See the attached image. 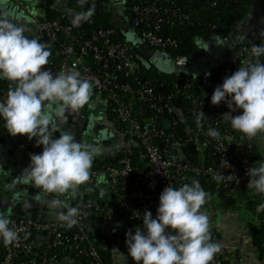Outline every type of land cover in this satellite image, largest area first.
<instances>
[{
	"label": "clouds",
	"instance_id": "obj_1",
	"mask_svg": "<svg viewBox=\"0 0 264 264\" xmlns=\"http://www.w3.org/2000/svg\"><path fill=\"white\" fill-rule=\"evenodd\" d=\"M81 6L87 0H79ZM95 9L88 7L77 12L71 23L77 26L94 15ZM29 29L10 17L0 15V80L15 83L7 96L0 99V119L8 133L15 136L35 138L37 146H42L39 154L30 155V163L21 176L47 194L75 191L90 177L92 162L97 149L78 142L74 133L60 131L52 123V112L60 116L66 110L77 113L89 103L92 84L81 77L76 70L53 73L44 66L49 64L51 51L36 37L26 35ZM264 37V33H261ZM264 55V43L253 44L246 61L218 85L210 102L218 105L224 102L230 110L223 114L230 120L234 131L252 139L264 134V63L259 57ZM239 115L233 116V112ZM204 113L199 111L198 121ZM210 137L217 138L220 132L208 129ZM229 167L221 160L219 168ZM247 188L264 195V162L247 169ZM226 176L219 171L215 179L220 182ZM234 178V177H232ZM208 193L198 180L179 187L167 185L159 195L156 215L145 211L142 216L143 230L125 233L127 255L136 264H211L220 252V245L214 242L210 233L208 215L202 211ZM52 209L64 208L56 218L66 227L77 224L79 210L51 199ZM257 212L264 210V203L257 206ZM17 239V232L10 227L7 216L0 214V241L5 245Z\"/></svg>",
	"mask_w": 264,
	"mask_h": 264
},
{
	"label": "trees",
	"instance_id": "obj_2",
	"mask_svg": "<svg viewBox=\"0 0 264 264\" xmlns=\"http://www.w3.org/2000/svg\"><path fill=\"white\" fill-rule=\"evenodd\" d=\"M43 1L42 9L40 13L44 14L48 20H58L61 26L71 27L69 36L66 37L63 32H59L57 42L71 45L77 54L80 51H84V61L91 66L94 72L102 71V64L94 59V52L92 46L98 48L106 47L103 44V40L93 41L91 47L85 49L84 42L90 38L92 33H96L99 30H112V34L108 37L109 44H117L124 46L126 51L132 55L133 60L137 63L138 68L133 76H125L122 72L116 74V81L126 82L135 89L145 85L150 87L155 95L172 93L173 86L179 82L178 74L186 76L193 84L192 88H197L203 81L205 74H210L214 77L218 76V72L224 68L226 60L224 59L222 52L219 54V58L216 62L209 64V70L203 72L190 71L191 73H185L181 68L175 70L172 67V71H163L157 68L151 63V54L148 57V52L144 51L140 46L143 43L141 39L142 32L151 31L157 36L163 39H171L176 41L174 47H154L151 50L160 51L166 54L167 58L175 59L176 57L186 58L190 63H194L193 60L199 62V58L206 55V49L211 47L218 49L219 47H225L223 39L227 38L237 30L239 25L247 19L250 15L251 9L264 0H123L125 7V18L117 20L113 16L111 8V0H94L90 2L87 0L83 6H81L79 0H34V8L38 7ZM263 4V3H262ZM88 7L95 9L94 15L85 22L77 26H73L71 23L73 16L77 12L86 10ZM148 7H155L157 12L149 13L148 17L142 18V15L135 13L134 8L139 12L144 11ZM36 9V8H35ZM135 19H141L140 23L136 26L133 25ZM117 20V21H116ZM159 25L158 29L155 26ZM35 33V32H34ZM264 33V31L262 32ZM26 35H30L26 33ZM30 37H36L40 42L48 46L49 40L46 37H37L35 34ZM135 37V38H134ZM200 43L204 45L201 46ZM208 43V45H206ZM264 43V37L247 36L242 37L236 43L232 44V51L245 50L242 56H240L234 64L229 67L227 73L230 76L239 66L245 65L246 61L252 59L253 62L256 58L250 56V49L253 44L259 45ZM49 47V46H48ZM209 51V49H208ZM222 51H227L224 48ZM259 60L264 63V55L259 57ZM202 61V62H205ZM117 60H109V70L111 71ZM3 84V80H0V85ZM16 85L13 86V88ZM125 98H132L134 100V110L136 114L133 116L135 122H137L142 128L144 125V116L156 117L158 119H169L170 115L162 111L158 105L152 107V102L147 100L138 101L135 94H124ZM172 99L175 106L180 107L183 111L182 119L184 118V109L188 107L189 103L184 100L180 94L172 93ZM105 120L112 124L115 131L120 134L127 124L118 119L116 114L112 111L111 107H107L105 110ZM191 124V119L188 120ZM183 122H179L177 128H175L177 136L183 135ZM54 136H59L56 131ZM11 134L8 133L4 126V121L0 119V145L6 143ZM210 149L198 153L196 146L188 142L185 147L176 152L178 157L182 160L195 165H210L214 164L216 157L210 154ZM209 153L210 156H207ZM123 156L117 152L113 155L99 159L95 158L92 162V169H98L102 171L105 167H119V161ZM258 153L253 146L252 160L257 159ZM130 165L134 169L123 180H126V184L119 183L118 185L110 186L108 183V194L104 196H97L95 201L101 208L109 212L111 217V224H121L125 228H133L142 225V216L140 219L133 217V212L136 210V205L132 200H128V207L119 211L117 209L119 196L118 194L128 195L133 189L134 182L137 180V173L146 169L147 161L144 156V152L139 144L133 147V152L128 156ZM106 176V175H105ZM109 182V176H107ZM192 180H198L201 187L208 193V196H214L219 198L221 205H228L227 197L223 193L222 185L218 182L212 181L206 175H189L187 176L184 184H190ZM121 186L124 189L121 190ZM149 188V187H148ZM241 193L245 194V202L243 205L244 211L252 216L255 223H252L249 228V234L251 236L252 243L256 249L259 257L264 254V210L257 212V206L264 203V195L255 193L254 191L247 194L245 188H241ZM127 197L126 199H128ZM159 200L154 207H151L147 211H151L153 217L156 215V209L158 207ZM234 204V203H233ZM68 206L74 207L73 204ZM107 208L109 210H107ZM105 213L104 211H99ZM96 212L87 213L86 221L95 217ZM99 214V213H98ZM48 216L46 209L43 208L40 211L35 208L23 206V204L15 203L12 208V215L9 220L17 219L21 217H27L31 220H43ZM58 231L62 232V244L55 247H46V243L38 245L35 242L42 240L45 242L51 241L53 235H47L45 232H36L33 230L28 231L24 236L25 246L29 248H20L18 256L15 259V264H26L28 261L34 259L35 264H50L48 260L53 258L55 262L70 261L72 264H89V257L82 251L90 246L95 247L97 255L99 257L100 264H113L111 250L109 247V239L107 235L102 232L97 235H92L87 228L86 234L88 235V242L81 243L76 247L72 240V235L75 232L73 229H69L61 222L56 223L55 227ZM211 238L214 242L219 241V235L215 229L210 228ZM100 239L104 240L103 246L98 245ZM6 245L0 241V263L3 260ZM221 252V251H220ZM219 252V253H220ZM221 256L222 264H229L230 258Z\"/></svg>",
	"mask_w": 264,
	"mask_h": 264
},
{
	"label": "built area",
	"instance_id": "obj_3",
	"mask_svg": "<svg viewBox=\"0 0 264 264\" xmlns=\"http://www.w3.org/2000/svg\"><path fill=\"white\" fill-rule=\"evenodd\" d=\"M12 1L16 2L27 12L26 14L36 28L33 34L37 37H46L49 40L48 48L54 50V53H51L49 57V64L44 67L51 70L54 74L67 72L68 70L78 71L82 78L88 79L92 87L105 97L108 101V107H111L118 119L127 124L126 128L119 134L121 141L116 150L117 153L123 156L119 161V167H105L102 171L98 169L90 170V177L85 183L86 185L94 184L103 175L109 176L108 183L110 186L118 185L119 183L125 185L127 181L123 180V178L131 173L133 169L128 156L132 154L133 147L139 144L144 152L147 167L137 173V180L128 195L118 194L117 209L119 211L129 206L128 200L130 199L136 205L133 217L139 220L143 211L155 206L161 191L167 185L174 188L179 187L186 182L187 176L190 174L206 175L212 181L218 182L215 177L219 171H222L226 176L222 181L218 182L222 185L225 197L233 199L237 207L243 208L245 194L241 193V188H245L248 195L253 192V190L247 188L249 177L246 173L247 169L253 167L252 150L255 141L254 138L247 139L243 137L242 133L232 129L228 117L223 116L224 113L230 111L224 102L213 105L210 100L214 89L228 76L229 67L244 54L245 50L242 52L232 51L231 47L226 52L222 51L226 60L224 68L218 72L217 77L205 74L203 81L197 88H192L193 84L186 76L178 74L179 82L173 86L172 93L175 95L180 94L189 103L188 107L184 109L185 120H181L183 111L180 107L174 105L172 93L155 95L152 89L145 85L135 89L126 82L119 83L116 81L117 73L122 72L127 77L135 75L138 65L124 46L108 43V37L112 34V30H99L96 33H92L90 38L84 42L85 49L91 47L93 41L101 39L106 46L103 49L96 46L91 47L94 52V59L102 64V71L94 72L91 66L84 61V51H80L77 54L71 45L57 42V34L59 32H63L66 37H70L71 27L61 26L58 20H48L43 13L33 12L31 7L26 10L23 7L22 0ZM88 1L93 2L94 0ZM32 3H34V0ZM133 11L137 14L139 13V15L143 14L142 18L144 19L148 17L149 13L157 12L155 7H148L142 12L134 8ZM140 21L141 19H135L133 25H138ZM240 27L241 24L235 32H239ZM158 28L159 25H156L155 29ZM240 38L242 37L235 38L232 43H236ZM141 39L150 48L176 46V41L163 39L151 31L142 32ZM109 60H117L111 71L109 70ZM14 85V82L3 80V84L0 85V98H6L8 90L13 88ZM124 94H135L138 101H151L153 103L152 107L158 105L162 111L170 115V118L163 120L144 116L145 127L142 128L133 119L136 114L134 100L131 97L125 98ZM199 111L203 112L204 116L198 121ZM239 114V111L232 113L233 116ZM189 119H191L192 124L188 121ZM180 121L184 123L183 135L177 136L175 128H177ZM210 128L218 130L220 136L217 138L210 137L207 134ZM188 142L196 146L198 153H203V151L210 149V154L216 157L214 164L195 165L178 157L176 152L185 147ZM207 154V156H210L209 153ZM222 159L228 162L229 167L219 168ZM120 189L123 190L124 186H121ZM127 197L129 198L126 199ZM74 207L79 210L78 222L73 227L67 228L75 230L72 240L76 247L83 242L89 241L86 234V217L87 213L91 211L96 212L93 218L99 221L98 223L103 229L102 233L106 235L107 228L112 223L111 217L108 215L109 212L101 208L95 199L78 203ZM107 210L109 209L107 208ZM63 211H66V209ZM99 211H104L105 213H100ZM254 220L253 218L252 223H255ZM57 222V219L50 216L43 220H31L27 217L10 220V227L17 232V239L13 243L6 245L4 257L0 264H15L19 249L26 248V250H29L25 246L23 236L30 230L53 235L51 241L45 242L47 248L62 244V232L55 228ZM103 244L104 240L100 239L98 245L103 246ZM82 252L89 257V264H100L95 247L90 246ZM225 253L227 252L217 253L211 264H222L220 258L221 256L226 257ZM227 257L229 258L228 253ZM234 261L232 260L231 262ZM48 262L50 264H72L71 262H55L53 258H50ZM26 264H35V260L32 259ZM233 264L238 263L234 262Z\"/></svg>",
	"mask_w": 264,
	"mask_h": 264
},
{
	"label": "crops",
	"instance_id": "obj_4",
	"mask_svg": "<svg viewBox=\"0 0 264 264\" xmlns=\"http://www.w3.org/2000/svg\"><path fill=\"white\" fill-rule=\"evenodd\" d=\"M32 1L22 0L23 7L26 10L31 7L33 12H40L43 1L38 7L35 6L36 9L34 8L35 3L33 4ZM110 4L113 14H115L120 9V6L123 5V0H111ZM0 7H4L3 15L10 17L14 22L25 25L29 29L28 33L30 35L34 33L36 28L29 17H27V12L20 5L12 0H0ZM250 12L247 19L241 23L239 31H255L254 24L259 25V22L263 21L264 18V2L255 5ZM241 37H243L242 34ZM235 38L233 37V41ZM211 46L209 47V51H207V60L210 63H214L225 47L215 56L218 49ZM107 107L108 101L92 87L89 103L83 107L85 109L83 114L88 122L86 121V129L77 141L94 146L98 151V155L95 158L99 159L113 155L121 141L120 135L115 131L112 124L107 119L105 120V110ZM74 117L77 116L71 113V111L69 114L63 115L62 118L65 119L64 126L60 129L57 127V132L60 134V131H70L69 127L71 124L69 120ZM52 123L54 124L53 113ZM254 141L258 157L253 161V166H259L261 162H264V134H259L257 137H254ZM41 151L42 146L36 145L35 138L29 140L26 135L22 136L20 134L15 136L11 135L6 143L0 145V189L5 197L15 198L17 203L35 208L38 211L45 208L48 216L57 219V212L63 211L64 208L52 209L47 203L51 199H56L63 205L73 204L76 206L78 203L72 201L69 195L70 193H73L78 198L91 195L93 190L98 193L96 197L108 194V179L105 175L101 176L94 184H84L79 186L75 191H68L63 194H47L40 191L34 185L26 183L21 174L30 163V155L39 154ZM76 191L79 193L77 194ZM229 200L231 201H228V205L225 206L220 204L219 198L208 196L206 204L201 209L209 217L210 228L215 229L220 237L217 242L220 245V251L228 253L230 258L229 264H233L234 262L238 264H264V254L262 257L258 256L249 234L253 217L248 215L243 208L237 207L233 199ZM12 208L13 206L8 207L2 215L11 217ZM98 222L94 218L86 221V227L92 235L103 232ZM137 228L143 230V226H136L131 229L116 223L109 225L106 235L109 239L113 264H136L127 255L128 249L125 244V233L128 231L134 233ZM35 243L41 245L45 241L37 240ZM232 260L235 261L231 262ZM65 262L69 263L70 261Z\"/></svg>",
	"mask_w": 264,
	"mask_h": 264
},
{
	"label": "water",
	"instance_id": "obj_5",
	"mask_svg": "<svg viewBox=\"0 0 264 264\" xmlns=\"http://www.w3.org/2000/svg\"><path fill=\"white\" fill-rule=\"evenodd\" d=\"M3 12H4V9L0 7V15H2ZM113 16L117 20H120L121 17L125 18V7L123 5H121L120 9L118 10V12L113 14ZM254 30L255 31L245 30L244 32H242V31L233 32L232 34H230L229 37L223 39V44H224L225 48L226 49H230L231 45L233 44L232 43L233 37L238 38V37L241 36V34L243 35V37L260 35L264 31V18H263V21L259 22V25L258 24H254ZM140 47L142 49H144V51L148 52V54H147L148 57L153 53L151 48L148 45H146L145 43H142ZM50 51H51V53H54L53 49H50ZM198 60L202 61V60H205V58L202 57V58H199ZM193 61H195V60H193ZM188 63H190V62L187 61L186 58L176 57L175 59H173V67H174L175 70L181 68L182 66H184V65H186ZM69 112H70V110H66L64 115L69 114ZM84 112H85V109L82 108V109L79 110V112L75 113V115L77 117H74L73 119H70V120L68 119L69 123L71 124L70 127H69V130L72 133H74V136H75L76 140H78V138L81 137V135L83 134V131H84L83 128L85 126V117L83 115L80 116V114L84 113ZM52 113H53L54 125H57V127L60 129L62 126H64L65 119L62 118L63 114H61L60 116H57L55 114V107H53V112ZM73 123L74 124H78L79 123L78 128H75L73 126L74 125ZM76 193L78 194L79 192L76 191ZM97 194H98L97 191L93 190L92 194L87 196V197H79L78 198L73 193H70L69 195H70V198L72 199L73 202H75V203H84L86 201L95 199ZM228 201H231V200L228 199ZM15 203H16V199L15 198L5 197L3 195V193L1 192V189H0V214H2L4 211H6V209L8 207L14 206ZM7 217L10 219V216H7Z\"/></svg>",
	"mask_w": 264,
	"mask_h": 264
},
{
	"label": "rangeland",
	"instance_id": "obj_6",
	"mask_svg": "<svg viewBox=\"0 0 264 264\" xmlns=\"http://www.w3.org/2000/svg\"><path fill=\"white\" fill-rule=\"evenodd\" d=\"M4 9V7H2ZM4 13V12H3ZM3 15V14H2ZM27 17H29L27 15ZM202 44V43H200ZM197 60L194 61V63H189L187 66L182 68L181 70L185 73H188L190 71H197V72H203L209 70V64L208 62H196ZM151 63H153L157 68H160L163 71H172V63L170 60L167 58L166 54L160 51H154L153 54L151 55Z\"/></svg>",
	"mask_w": 264,
	"mask_h": 264
},
{
	"label": "flooded vegetation",
	"instance_id": "obj_7",
	"mask_svg": "<svg viewBox=\"0 0 264 264\" xmlns=\"http://www.w3.org/2000/svg\"><path fill=\"white\" fill-rule=\"evenodd\" d=\"M202 45H204V44L202 43L201 46H202ZM206 45H208V43H206ZM208 49H209V48H208ZM208 49H206V51H208ZM221 49H222V48H220V47L218 48V51L215 53V56H216L218 53H220ZM209 53H210V52H209ZM207 54H208V52H206V55L203 56V57L205 58L206 61H207V58H208V57H207ZM168 59L170 60V62H171L172 65H173V59H172V58H168ZM205 60H202V61H205ZM189 62H190V61H189ZM74 114H75V113H74ZM82 115L84 116L83 113L80 114V116H82ZM86 121H87V120L85 119V126H84L83 130L86 129V124H87ZM79 122H80V121H79ZM87 122H88V121H87ZM73 124H74V123H73ZM73 126H74L75 128H78L79 123H78V124H74Z\"/></svg>",
	"mask_w": 264,
	"mask_h": 264
}]
</instances>
